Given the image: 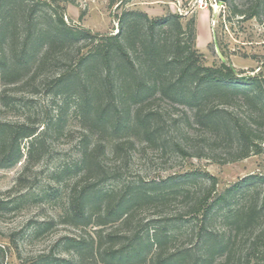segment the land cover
Masks as SVG:
<instances>
[{
	"label": "trees",
	"instance_id": "trees-1",
	"mask_svg": "<svg viewBox=\"0 0 264 264\" xmlns=\"http://www.w3.org/2000/svg\"><path fill=\"white\" fill-rule=\"evenodd\" d=\"M128 1L111 0L124 9L119 17L120 30L115 35L100 36L67 23L57 0H0V83L5 88L1 95L4 105L9 104L10 84L24 81L30 69L41 73L47 65H58L57 56L64 49H76L71 69L60 72L55 83L73 88L85 127L78 159L57 173L70 168L77 178L87 181L70 196L63 222L82 229L96 227L88 235L59 240L60 251L71 256L58 258L53 264H75L87 256L100 257L106 264H135L145 261L149 252L154 264H211L219 255L226 264H264V259H255L264 257V174L247 175L221 193H217V179L202 171L164 181H143L135 187L121 185L116 190L102 186L110 173L105 168V132L119 135L111 149L117 156L135 144L136 134L147 142L166 141L153 121L157 112L146 109L159 92L195 108L197 121L204 127L220 125L219 110L206 108L213 97L220 96L222 103L229 105L242 95L248 115L241 117L228 109L230 115L224 127L229 134L238 135L242 148L255 140L264 142V74L245 76L226 61L220 66L199 63L194 39L186 44L180 37L183 31L179 14L151 18L145 12L124 7ZM252 1L249 12L234 6L232 15L260 19L264 0ZM40 6L45 8L42 14L38 13ZM171 22L175 28L173 38H163V26ZM82 40L91 46L86 52L79 45ZM138 48L143 54L135 61L132 55ZM165 51L172 54L160 59ZM171 69H177L178 79L165 81ZM122 133H127L128 141L121 139ZM93 134L98 138L91 145ZM40 135L39 127L30 119H0V167L13 166L22 159L21 144L25 139L29 140L28 158L39 152ZM173 145L184 155L194 156L181 143ZM28 169L26 164L19 184ZM198 178L207 181L193 189ZM26 195L13 201L0 199V209L20 207ZM178 196L186 199V209L170 221L134 220L131 209L135 206ZM187 218L196 221L190 230L197 241L185 250L170 252L167 246L176 238V228L186 226ZM217 221L221 227L216 230ZM53 223L54 220L43 224ZM40 230V226L35 227L32 233ZM6 257V247L0 245V264H5Z\"/></svg>",
	"mask_w": 264,
	"mask_h": 264
},
{
	"label": "rangeland",
	"instance_id": "rangeland-1",
	"mask_svg": "<svg viewBox=\"0 0 264 264\" xmlns=\"http://www.w3.org/2000/svg\"><path fill=\"white\" fill-rule=\"evenodd\" d=\"M178 1L182 3L184 15H181L175 6ZM57 2L64 12L65 21L73 26L85 28L100 36L115 35L120 30L119 17L124 9L118 7V4H112L111 0ZM194 4L195 0H130L124 7L145 12L151 18L179 14L183 31L180 36L182 41L189 44L193 43L194 39L199 63L207 66H220L223 62L216 51L215 30L226 62L232 64L236 72H244L245 76L264 74V13L260 19H241L239 15H232L234 6L249 12L253 1L227 0L225 4H220L215 12L212 8L199 9ZM43 11L45 8L40 6L38 13L42 14ZM174 29L173 22L165 24L162 30L163 38H173ZM79 45H82L84 52L91 47L89 42L83 40ZM71 47L64 49L57 56L60 59L58 65H47L41 73H34L30 69L24 81L10 84L7 88L8 105H4L1 100L5 88L0 83V119H30L37 124L41 132L39 152L36 151L28 158L29 140L25 139L21 144L24 152L22 159L13 166L0 167V199L13 201L22 194H27L20 207L0 209V245L7 250L5 264H53L58 258H70L68 252L60 251L58 241L65 237L88 235L93 233V227H96L89 225L82 229L63 222L66 220L69 198L73 191L81 189L87 183L84 178H77L73 169L68 168L61 174L57 173L64 166H73L78 159L85 127V120L77 111V97L73 88L56 86L55 83L57 75L70 70L73 65L76 49ZM142 54L143 51L138 48L133 51L132 56L137 61ZM171 54V51H165L160 59H166ZM171 71L165 81L174 82L178 79L177 69ZM96 72L99 74L101 68ZM241 97L242 95L236 96L229 105L222 103L220 96L213 97L206 108L219 110L217 116L220 114V125L204 127L197 121L195 108L185 102H175L159 92L146 104V109L157 112L153 121L166 141L147 142L141 134H136L135 144L125 147V151L117 156L111 149L119 135L105 132V168L110 170V173L102 186L116 190L121 185L130 184L135 187L143 181H164L190 171H202L217 179V193H221L247 175L264 174V142L255 140L248 147L242 148L238 135L229 134L224 127V122L228 121L230 115L228 109L241 117L248 115V106ZM221 111L223 112L220 113ZM126 134H120L124 142L128 141ZM97 138V134L91 137V145ZM174 143H181L194 156H186L176 150ZM26 164H29V169L19 184ZM205 181L207 180L196 179L193 189L203 186ZM238 199L239 194L236 201ZM185 207L186 199L178 196L137 205L131 209V213L134 220H142L143 223L150 219L168 222L171 217L185 210ZM190 219H186L184 227L179 228L177 224L176 238L167 246L170 252L174 249L185 250L195 245L197 239L190 228L196 221L191 222ZM52 220L53 224H43ZM38 226L42 230L32 233ZM220 227L221 222L217 221L215 229ZM105 229L109 231L110 226ZM259 258L264 259L259 255L255 258L256 261ZM154 263L155 260L149 252L145 261L135 264ZM75 264L106 262L100 257L87 256ZM211 264L226 262L219 255Z\"/></svg>",
	"mask_w": 264,
	"mask_h": 264
},
{
	"label": "built area",
	"instance_id": "built-area-1",
	"mask_svg": "<svg viewBox=\"0 0 264 264\" xmlns=\"http://www.w3.org/2000/svg\"><path fill=\"white\" fill-rule=\"evenodd\" d=\"M221 4V0H195L194 6H197L199 9H207L212 8L214 12L219 8V5ZM176 8H178L179 13L181 15H184V9L182 6V3L180 1L175 2Z\"/></svg>",
	"mask_w": 264,
	"mask_h": 264
},
{
	"label": "water",
	"instance_id": "water-1",
	"mask_svg": "<svg viewBox=\"0 0 264 264\" xmlns=\"http://www.w3.org/2000/svg\"><path fill=\"white\" fill-rule=\"evenodd\" d=\"M226 2H227V0H221V4H225ZM214 41H215L216 51H217L219 57L221 58V60L223 62H225L226 58H225V56H224V54H223V52H222V50L220 48V45H219V42H218V38H217V34H216L215 30H214ZM230 65L233 67V70L236 72V69L234 68V66L232 64H230ZM249 76H252V74L249 75Z\"/></svg>",
	"mask_w": 264,
	"mask_h": 264
}]
</instances>
